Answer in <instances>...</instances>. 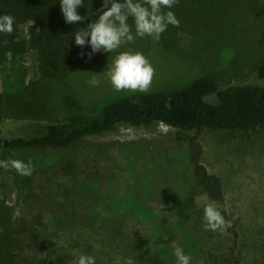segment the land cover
<instances>
[{"label": "trees", "instance_id": "trees-1", "mask_svg": "<svg viewBox=\"0 0 264 264\" xmlns=\"http://www.w3.org/2000/svg\"><path fill=\"white\" fill-rule=\"evenodd\" d=\"M83 3L77 12L85 20L69 24L65 23L60 0H0V16L14 17L13 33H0V65L13 62L32 48L39 75L29 81L27 95L0 90V122L45 116L44 82L63 80L73 64L96 60L97 52L88 58L90 44L83 48L76 45L75 33L98 19L104 10L103 0ZM163 10L173 11L180 23L179 27L169 25L161 34L158 44L162 50L179 52V38L184 33L192 37L193 44L201 45V52L229 49L231 63L244 71L243 77L264 79V0H178L173 8ZM128 23L135 35L131 17ZM22 24L27 25L26 37L20 32ZM9 51L11 61L6 56ZM157 124L176 131L171 143L184 154L183 174L174 158L170 159L168 148L164 151L158 146L157 152L166 163L162 168L164 180L184 187V192L177 196L171 214L163 211L160 215L158 236L163 247L126 246L127 254L138 264H177L174 246L180 244L183 234V246L196 252L201 264H240L245 260L243 249L248 247L256 253L262 250L258 258L264 262V188L252 190L254 197H243L244 212L238 211V206L229 209L222 179L203 164L198 140L204 130L242 133L252 148L251 158L264 160V84L252 79L222 82L214 74H203L180 87L117 97L97 110L48 122L38 133L6 136L0 125V151L14 159L26 151L67 150L89 137L116 132L121 126L150 128ZM251 158L248 156L249 161ZM72 161L63 156L53 164L51 175L73 174ZM15 185L19 188L12 202L0 196V264H75L79 255H86L76 242L70 247L58 243L68 228L91 222L81 212L83 196H39L20 176ZM211 201L231 223L224 232L209 231L204 226V206Z\"/></svg>", "mask_w": 264, "mask_h": 264}, {"label": "rangeland", "instance_id": "rangeland-1", "mask_svg": "<svg viewBox=\"0 0 264 264\" xmlns=\"http://www.w3.org/2000/svg\"><path fill=\"white\" fill-rule=\"evenodd\" d=\"M26 28V24L20 25L23 37H26ZM191 38L181 33L180 50L171 53L162 50L151 37H138L137 41L112 53L97 52L94 62L73 64L65 79L44 82L47 114L38 119H4L0 122L4 134L38 133L48 122L66 119L73 113L97 110L120 96L142 93L117 92L105 75L114 58L123 51L143 53L154 66L155 78L149 92L180 87L203 74H214L222 82L252 79L264 84V79L258 80L252 75L243 77L244 71L232 65L233 55L229 49L201 52V45L193 44ZM38 76L36 51L29 48L13 62L0 65V90L27 95L29 81ZM94 76L100 80L99 86L88 83ZM175 132L164 124L150 128L121 126L116 132L89 137L72 149L23 152L14 159L34 162V171L30 176H21L11 171V167H0V196H7L12 202L19 188L15 185L18 176L23 184L31 183L39 196H83L81 212L91 222H79L68 228L61 233L58 243L68 247L78 243L79 251L85 250L86 255L95 258L96 264H125L129 258L138 264L134 256L127 254L126 246L163 247L158 236L160 215L163 211L171 214L177 196L184 192V187L164 180L162 168L166 163L157 152L158 146L164 151L168 148L170 159L174 158L177 169H182L183 174L184 154L175 142L171 143ZM198 140L203 149V164L222 179L228 196L227 207L238 206L237 210L244 212L243 197H254L252 190L264 188V160L251 158L254 157L252 148L242 133L204 130L198 134ZM63 156L72 158L74 173L51 175L53 164ZM8 158L12 157L0 151V160ZM259 193L262 195L263 191ZM180 235L178 246L191 256V264H201L197 253L183 246L185 235ZM253 250L251 247L243 249L245 260L240 264H264L258 258L262 250L257 253Z\"/></svg>", "mask_w": 264, "mask_h": 264}, {"label": "clouds", "instance_id": "clouds-1", "mask_svg": "<svg viewBox=\"0 0 264 264\" xmlns=\"http://www.w3.org/2000/svg\"><path fill=\"white\" fill-rule=\"evenodd\" d=\"M177 3L178 0H103L104 10L95 22L88 23L87 29L82 28L75 33V43L81 48L86 43L90 44L92 52L87 55L91 59L93 53H112L123 45L134 42L137 37H151L153 41L158 42L169 25L179 27L180 22L174 12L163 10L171 9ZM83 4V0H60L65 23L81 24L85 20V16L77 12L78 7ZM129 17L134 21L135 35L128 23ZM13 31L14 17L9 14L0 16V33L10 35ZM6 56L11 61V51L6 53ZM105 75L117 92L147 93L155 78V68L143 53L123 51L114 58ZM88 83L96 87L99 86L100 80L94 76ZM0 167H11L21 176H30L34 171L31 161L25 163L12 158L0 160ZM203 220L206 230L213 232H224L231 226L214 201L205 204ZM174 255L177 264H191V256L185 254L181 247L174 246ZM75 264H96V260L92 256L79 255ZM125 264L134 262L129 258Z\"/></svg>", "mask_w": 264, "mask_h": 264}]
</instances>
